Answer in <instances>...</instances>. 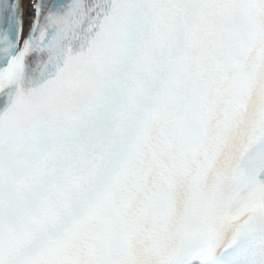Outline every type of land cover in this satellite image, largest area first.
<instances>
[{
	"label": "bare ground",
	"instance_id": "obj_1",
	"mask_svg": "<svg viewBox=\"0 0 264 264\" xmlns=\"http://www.w3.org/2000/svg\"><path fill=\"white\" fill-rule=\"evenodd\" d=\"M29 1L28 0H23V16L28 19L29 16L27 15L28 9H29Z\"/></svg>",
	"mask_w": 264,
	"mask_h": 264
}]
</instances>
